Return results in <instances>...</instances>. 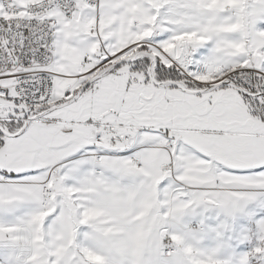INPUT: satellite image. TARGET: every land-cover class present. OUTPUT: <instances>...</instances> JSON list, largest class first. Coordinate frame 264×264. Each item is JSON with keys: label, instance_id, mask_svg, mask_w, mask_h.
Segmentation results:
<instances>
[{"label": "snow or ice", "instance_id": "6c2138e0", "mask_svg": "<svg viewBox=\"0 0 264 264\" xmlns=\"http://www.w3.org/2000/svg\"><path fill=\"white\" fill-rule=\"evenodd\" d=\"M0 264H264V0H0Z\"/></svg>", "mask_w": 264, "mask_h": 264}]
</instances>
